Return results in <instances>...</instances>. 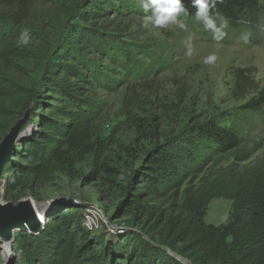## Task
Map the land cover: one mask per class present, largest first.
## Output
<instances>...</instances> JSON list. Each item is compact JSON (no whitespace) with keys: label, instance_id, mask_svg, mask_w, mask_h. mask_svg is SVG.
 <instances>
[{"label":"trees","instance_id":"16d2710c","mask_svg":"<svg viewBox=\"0 0 264 264\" xmlns=\"http://www.w3.org/2000/svg\"><path fill=\"white\" fill-rule=\"evenodd\" d=\"M30 1L0 0V143L31 111L3 167L5 201L16 204L28 196L41 202L42 188L58 175L71 176L92 156L93 166L103 165L108 145L98 136L101 108L93 93L96 87L113 90L122 81L105 72L104 60L129 69L128 44L99 26L101 12H107L95 6L98 0L87 5L85 26L73 25L58 47L26 21ZM183 2L185 18L195 20L191 0ZM216 10L232 29L248 30L246 42L264 45V5L258 0H222ZM24 29L32 38L27 46L18 43ZM40 66L37 81L32 74ZM262 107L260 92L243 108ZM194 136L153 149L126 184L123 206L138 233L130 231L123 245L95 253L77 206L38 207L45 216L39 234L22 229L15 240L27 263L37 264L43 255L46 264H264V157L245 164L250 156L242 140L212 123ZM216 199L231 202L219 226L205 222Z\"/></svg>","mask_w":264,"mask_h":264},{"label":"rangeland","instance_id":"374dc122","mask_svg":"<svg viewBox=\"0 0 264 264\" xmlns=\"http://www.w3.org/2000/svg\"><path fill=\"white\" fill-rule=\"evenodd\" d=\"M111 1L113 7L106 0L94 2L107 12H101L99 26L109 30L106 33L121 35L130 53L127 70L110 60L103 61L102 65L108 68L105 72H115L112 77L122 81L113 90L96 87L93 93L101 108L98 136L108 145L101 156L103 165L93 166L92 156L71 176L58 175L42 188L41 202L31 196L26 198L35 209L77 206L83 216L82 227L90 233L89 243L98 254L110 246L123 245L130 231L138 233L123 206L125 188L141 172L145 158L156 147L170 140L195 139L199 127L212 123L231 129L242 140V147L250 156L245 164L264 157V107L256 112L243 108L260 92L264 93V45L249 44L248 30H234L228 23L227 34L220 41L212 38L202 22L191 18L181 17L186 29L146 28V13L140 0ZM258 1L264 5V0ZM91 2L31 0L24 16L34 32L49 35L48 43L58 47L68 38L73 25L85 26L82 16L88 13ZM189 46L193 50L190 56ZM210 54H215L217 60L205 64L203 60ZM42 71L41 66L35 67L32 77L40 81ZM27 116L31 117V111L21 120ZM60 198L66 199L63 205L45 206ZM230 212V201L213 200L205 222L219 226ZM38 232L31 234L35 237ZM18 233L9 244L0 238V264H28L16 245ZM47 262L43 255L36 261Z\"/></svg>","mask_w":264,"mask_h":264},{"label":"clouds","instance_id":"9594fccd","mask_svg":"<svg viewBox=\"0 0 264 264\" xmlns=\"http://www.w3.org/2000/svg\"><path fill=\"white\" fill-rule=\"evenodd\" d=\"M218 2H222V0H191V7L195 9V20L202 22L204 29L211 32L212 38L216 41L222 40L227 34L225 32L227 21L216 10ZM140 6L146 13L143 17L144 27L167 29L169 26H173L186 29V24L181 17L188 15V9L183 0H140ZM31 40L28 29L22 30L18 37V43L27 46L31 43ZM192 51L191 46H189L187 55H192ZM216 60L217 56L210 54L204 58L203 62L213 64Z\"/></svg>","mask_w":264,"mask_h":264},{"label":"water","instance_id":"95a60500","mask_svg":"<svg viewBox=\"0 0 264 264\" xmlns=\"http://www.w3.org/2000/svg\"><path fill=\"white\" fill-rule=\"evenodd\" d=\"M29 117L27 116L24 120H20L10 130L6 137L0 143V190L4 185L5 180L3 177V167L6 165L5 159L11 157L12 150L18 142V133L27 125ZM3 163V164H2ZM4 182V183H3ZM66 199L60 198L51 200L45 204L50 205H63ZM5 203V196L0 195V238L7 240L11 234L22 231L23 225H28L32 228V233L35 234L38 231V224L34 220V211L28 201L22 200L18 204L12 202L8 203L7 206L2 205ZM9 241V240H8ZM14 241V236L12 237ZM11 242V241H9ZM181 260L180 258H177Z\"/></svg>","mask_w":264,"mask_h":264},{"label":"bare ground","instance_id":"6f19581e","mask_svg":"<svg viewBox=\"0 0 264 264\" xmlns=\"http://www.w3.org/2000/svg\"><path fill=\"white\" fill-rule=\"evenodd\" d=\"M20 133V132H19ZM19 133H18V135H19ZM17 135V136H18ZM11 159V157L9 156L7 159H5L4 161H6V163L9 161ZM3 164V163H2ZM4 183V182H3ZM4 185V187H5V184H3ZM0 195L2 196V195H4V193H3V186H2V188H1V190H0ZM5 196V195H4ZM25 201H28L29 202V204H30V206L32 207V210L34 211V220H35V222L38 224V225H40V222L39 221H42V222H44L45 221V216H44V212L43 211H41L42 209H39V210H37V209H35V205L31 202V201H29V200H27L26 198L24 199ZM8 203H10V202H6L5 201V203H2V205H4V206H7V204ZM41 211V212H40ZM35 214H37V216L35 217ZM42 224V223H41ZM21 229H25V230H32V228L30 227V226H28V225H23L22 226V228ZM14 236V234H11L10 236H9V238L7 239V240H5V241H12V237ZM7 242L8 244L10 243V242ZM7 243H5V246H3L4 247V249L5 248H7L6 247V245H7ZM2 247V248H3Z\"/></svg>","mask_w":264,"mask_h":264},{"label":"built area","instance_id":"2783aa9c","mask_svg":"<svg viewBox=\"0 0 264 264\" xmlns=\"http://www.w3.org/2000/svg\"><path fill=\"white\" fill-rule=\"evenodd\" d=\"M44 222H42V224H43ZM30 231V230H29Z\"/></svg>","mask_w":264,"mask_h":264}]
</instances>
